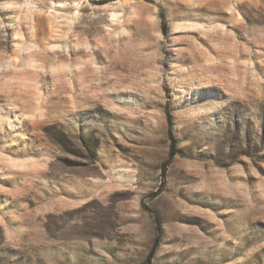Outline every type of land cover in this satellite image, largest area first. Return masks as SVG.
Instances as JSON below:
<instances>
[{"label": "rangeland", "instance_id": "obj_1", "mask_svg": "<svg viewBox=\"0 0 264 264\" xmlns=\"http://www.w3.org/2000/svg\"><path fill=\"white\" fill-rule=\"evenodd\" d=\"M0 264H264V0H0Z\"/></svg>", "mask_w": 264, "mask_h": 264}, {"label": "trees", "instance_id": "obj_2", "mask_svg": "<svg viewBox=\"0 0 264 264\" xmlns=\"http://www.w3.org/2000/svg\"><path fill=\"white\" fill-rule=\"evenodd\" d=\"M162 21L164 22V25L163 27H165V17L164 15H162ZM164 31V30H163ZM167 121H168V127H169V134H170V137L173 139V131H172V127H173V119H172V115L171 113H167Z\"/></svg>", "mask_w": 264, "mask_h": 264}]
</instances>
